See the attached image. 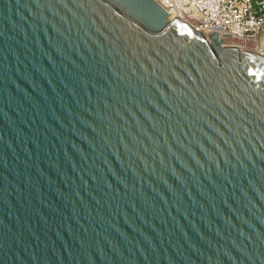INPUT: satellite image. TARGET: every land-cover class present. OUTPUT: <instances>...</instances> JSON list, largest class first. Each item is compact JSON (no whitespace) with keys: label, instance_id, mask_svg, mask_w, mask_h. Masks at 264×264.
Segmentation results:
<instances>
[{"label":"water","instance_id":"water-1","mask_svg":"<svg viewBox=\"0 0 264 264\" xmlns=\"http://www.w3.org/2000/svg\"><path fill=\"white\" fill-rule=\"evenodd\" d=\"M161 0H0V264H264V58Z\"/></svg>","mask_w":264,"mask_h":264},{"label":"built area","instance_id":"built-area-1","mask_svg":"<svg viewBox=\"0 0 264 264\" xmlns=\"http://www.w3.org/2000/svg\"><path fill=\"white\" fill-rule=\"evenodd\" d=\"M172 12L202 35L218 31L217 38L254 41L236 44L264 58V0H161ZM255 50H250L249 48Z\"/></svg>","mask_w":264,"mask_h":264},{"label":"bare ground","instance_id":"bare-ground-1","mask_svg":"<svg viewBox=\"0 0 264 264\" xmlns=\"http://www.w3.org/2000/svg\"><path fill=\"white\" fill-rule=\"evenodd\" d=\"M249 49L252 50V51L255 50L254 48H251V47H250ZM255 51H256V50H255ZM263 55H264V54H263Z\"/></svg>","mask_w":264,"mask_h":264}]
</instances>
